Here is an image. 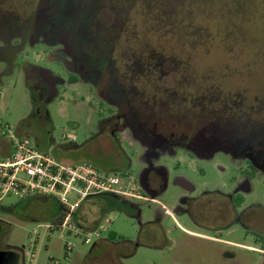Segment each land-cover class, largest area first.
<instances>
[{"label": "rangeland", "instance_id": "374dc122", "mask_svg": "<svg viewBox=\"0 0 264 264\" xmlns=\"http://www.w3.org/2000/svg\"><path fill=\"white\" fill-rule=\"evenodd\" d=\"M4 1L6 4L1 7L0 21L10 23L19 20L22 6L16 8L14 0ZM108 1L113 6L124 7L113 10L104 6V2L94 0L103 4L100 13L106 12V8H110L112 13H119L118 20L103 22L105 28L125 30L134 36L138 34L150 48L157 46L154 36L157 33L149 35L146 32H160L165 28L175 30L172 44L179 57L185 55L186 49L183 51L180 40L187 30L206 31L211 35L219 30L221 45L218 39L211 42L205 40L209 50H195L197 58L193 64L197 70L201 73L202 69L204 72L211 71L212 78L217 79L224 78L221 77L224 74L225 79L221 80H225L227 86L245 84L253 91L264 86V0H188L192 4L204 3L205 6L200 8L201 12H194L195 22H191L194 26L189 24L186 27H182L174 15L175 6L186 0H172L170 6L163 4L167 0H137V4L130 8L124 0ZM34 7L37 8L38 4ZM87 7L82 4L76 20L82 22L85 19ZM171 7L172 13L169 12ZM38 8L43 9L45 5ZM186 8L187 5H184L179 13L185 14ZM199 13L205 14L206 18L200 17ZM156 16H162L167 27L157 18L153 21ZM217 22L220 23L218 27ZM230 32L243 36V44L232 41L231 53L223 48L231 42L226 36ZM106 38L98 37L93 43L86 42V46L96 52H106L110 48ZM123 38L121 34L118 41H123ZM137 40L130 37L118 44L116 53L124 66L136 67L126 45L134 46ZM161 42L165 43V40ZM53 49L50 44L40 41L27 45L18 54L19 64L5 67L0 63V159L5 158L7 153L10 155L14 137L22 134L39 152L59 162L91 165L99 171L124 176L123 184L129 186L128 176L134 179L140 169L138 148L124 139L117 141L104 125L98 123L97 98L88 93L85 82L60 84L58 95L44 102L36 98L35 83L27 79L20 61L23 59L65 79L66 72ZM116 67L119 73L123 72L118 61ZM105 74L103 79L107 78V72ZM115 78L116 83H123L125 76L117 74ZM173 102L163 96L149 100L148 111L139 121L150 140L164 138L170 141L176 131H195L206 123V119H202L197 112L187 111L188 102H184V107L180 103L172 107ZM185 155V152H179L176 158H184ZM160 162L174 163L163 157ZM199 168L205 172L203 177L198 174ZM182 173L195 185H207L212 189L215 184L225 182L227 175L233 171L228 156L216 151L210 159H198ZM175 192L178 189L170 187L159 199L171 207L175 203ZM68 198L71 203L75 200L74 195ZM59 210V202L52 196L34 193L19 198L0 190V247L15 248L20 255L19 264H108L98 255L101 250L113 246L117 250L114 258L119 264H259L261 260L259 253L245 252L226 244L222 239H228L227 236L220 235L212 226L190 224L185 216H178V221L189 233L176 227L168 217L163 219L160 231L149 229L140 232L133 218L111 206L108 194L91 195L79 203L76 221L71 220L76 225L74 229L67 224L58 226L53 223ZM148 217L149 214L144 212L143 218ZM85 239L89 241L85 242ZM124 239L134 241V244L125 245L122 242ZM251 245L261 247L255 243ZM235 253L236 256L231 258V254Z\"/></svg>", "mask_w": 264, "mask_h": 264}, {"label": "flooded vegetation", "instance_id": "af4514ba", "mask_svg": "<svg viewBox=\"0 0 264 264\" xmlns=\"http://www.w3.org/2000/svg\"><path fill=\"white\" fill-rule=\"evenodd\" d=\"M96 1L104 2V6L113 10L124 7L113 6L108 0ZM136 1L123 2L130 8L137 4ZM171 1L163 4L170 6ZM97 2L14 0L16 8L22 6L18 10L20 18L10 23L0 21V63L11 67L18 63V54L27 45L44 41V44L53 46L54 53L59 56L66 78L21 59L27 79L35 83L36 98L44 102L56 97L60 84L85 82L88 85V93L97 98L98 123L104 125L117 141L124 139L138 148L140 169L133 179L136 193L109 194V200L112 207L119 208L134 219L140 232L149 229L160 231L163 219L168 217L176 227L189 233L178 221V216H185L190 224L212 226L220 235L227 236L228 239H222V242L245 252L259 253V264H264V86L254 91L245 84L227 86L225 80H221L225 79L224 74H221L224 78L217 79L212 78L211 71L204 72L202 69L201 73L197 70L193 64L197 58L195 50L202 48L208 51L205 40L211 42L218 39L220 43L219 30L214 35L200 29V32L187 30L180 40L181 48L183 51L186 49L185 55L179 57L172 44L176 37L175 30L165 28L160 32H146L149 35L157 33L154 35L157 46L150 48L138 34L134 36L125 30L105 28L103 22L118 20L119 13L110 12V8L100 13L103 4ZM83 3L88 7L81 22L75 18ZM5 4L4 0H0V15L1 7ZM35 4L38 7L44 4L45 8H35ZM184 5H187L186 13L180 14ZM204 6V3L192 4L186 0L175 6L174 15L182 27L189 24L194 26L191 23L195 22L194 12H201ZM172 11L171 7L169 12ZM199 14L206 18L205 14ZM156 18L164 22L162 16L154 17L153 21ZM164 23L166 26L167 23ZM219 25L217 22L216 26ZM99 31L101 33L98 34ZM121 34L123 41H118ZM226 36L231 42L223 48L229 53L233 40L243 44V36L238 37L233 32ZM98 37H107L110 48L106 52H96L86 46V42L93 43ZM130 37L138 39L134 46L126 45L127 49L130 48L128 52L136 67L124 66L116 53L118 44ZM162 39L165 43L161 42ZM116 61L123 72L119 73ZM106 72L107 78L103 79ZM117 74L125 76L123 83H116ZM157 96L175 101L172 107H176L177 103L184 107V102H188L187 111L197 112L202 119H206V123L195 131H176L170 141L164 138L150 140L139 119L148 111L149 100ZM89 104L93 106L91 101ZM216 151L228 156L233 171L227 175L225 182L209 189L207 185H195L182 173L198 159H210ZM179 152H185V157L176 158ZM162 157L174 163L160 162ZM198 174L203 177L205 172L199 168ZM170 187L178 189L173 195L175 203L171 207L159 199ZM144 212L149 214L148 218H143ZM122 242L125 245L134 244L128 239ZM252 243L261 247H253ZM116 255L117 250L113 246L101 250L98 257L111 261ZM234 256L236 253L230 257Z\"/></svg>", "mask_w": 264, "mask_h": 264}, {"label": "built area", "instance_id": "2783aa9c", "mask_svg": "<svg viewBox=\"0 0 264 264\" xmlns=\"http://www.w3.org/2000/svg\"><path fill=\"white\" fill-rule=\"evenodd\" d=\"M120 175L102 172L91 165H72L59 162L39 152L25 136L14 137L10 155L0 159V190L19 198L29 194L49 195L57 199L65 211L61 225L76 227L72 214L79 203L91 195H130L136 190L133 178L123 184ZM74 195L71 203L68 196ZM85 239V242H88ZM70 250V247H67Z\"/></svg>", "mask_w": 264, "mask_h": 264}, {"label": "water", "instance_id": "95a60500", "mask_svg": "<svg viewBox=\"0 0 264 264\" xmlns=\"http://www.w3.org/2000/svg\"><path fill=\"white\" fill-rule=\"evenodd\" d=\"M18 259H19V253L15 249L0 248V264H17Z\"/></svg>", "mask_w": 264, "mask_h": 264}, {"label": "trees", "instance_id": "16d2710c", "mask_svg": "<svg viewBox=\"0 0 264 264\" xmlns=\"http://www.w3.org/2000/svg\"><path fill=\"white\" fill-rule=\"evenodd\" d=\"M124 175V174H123ZM103 194H108V193H103ZM30 195V194H29ZM109 195V194H108ZM28 196V195H27ZM59 207H60V210L59 212L56 214V216L54 217L53 219V223H55V225H61L62 224V221L64 219V216H65V211H64V208L62 207V205L59 203ZM76 217H77V211H75L73 214H72V221L75 222L76 221ZM77 226H80V225H77ZM111 234V233H110Z\"/></svg>", "mask_w": 264, "mask_h": 264}, {"label": "crops", "instance_id": "0c3cea01", "mask_svg": "<svg viewBox=\"0 0 264 264\" xmlns=\"http://www.w3.org/2000/svg\"><path fill=\"white\" fill-rule=\"evenodd\" d=\"M9 155V153H7L6 155H4V157H6V156H8ZM1 226V225H0ZM3 249H6V248H12V247H9V246H6V245H4V246H1ZM13 249V248H12ZM15 249V248H14ZM17 251V250H16ZM19 259H20V255H19ZM19 259H18V262H17V264H19ZM106 262L108 263V264H119V262H118V260L117 259H112L111 261H107L106 260Z\"/></svg>", "mask_w": 264, "mask_h": 264}]
</instances>
